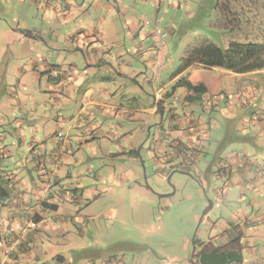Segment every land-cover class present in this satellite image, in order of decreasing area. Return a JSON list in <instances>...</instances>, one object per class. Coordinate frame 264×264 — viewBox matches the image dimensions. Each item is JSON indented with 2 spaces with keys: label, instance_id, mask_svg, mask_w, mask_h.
I'll use <instances>...</instances> for the list:
<instances>
[{
  "label": "rangeland",
  "instance_id": "obj_1",
  "mask_svg": "<svg viewBox=\"0 0 264 264\" xmlns=\"http://www.w3.org/2000/svg\"><path fill=\"white\" fill-rule=\"evenodd\" d=\"M69 1L71 5L68 8L64 3L59 8L56 0L47 3L43 0H0V95H4L6 101L27 80L26 91L20 93L46 101L49 95L45 86L47 75L45 71L40 73L45 61L66 70L73 65L77 76L80 74L83 81L94 84L95 88L97 83L106 82L104 86L113 93L115 104L134 111H130L128 120L117 121L112 118L103 122L106 136L104 138L102 135L100 140L86 137V123L81 114H97V110L83 109L85 105L81 96L71 95L69 104L61 107L54 105L55 110L52 112L50 103L47 107L44 103L39 105L41 112L47 109L52 115H65L69 122L73 121L76 125L79 120L84 124L80 130L73 128L69 132L67 126L62 130L63 137L71 134L78 162H70V166H65L59 176L67 180L69 173L76 181L80 179L86 189H94L100 195L98 199L101 201L93 211H101L106 216L91 222L92 226L86 235L90 243L98 244L92 245V251L86 254L101 255L99 263L105 256L112 255L117 264H170V261L190 264L198 242L208 241L214 234L210 220L222 222L239 208L250 212L260 207L264 209V196L248 194L243 198L237 190H226L231 184L229 176L222 174L220 178L209 173V161L214 160V157L210 155L208 147L216 151L215 143L219 134H222V141L225 139V118L220 113L204 110L201 103L190 107L184 100L186 89L178 85L186 74L176 78L175 74L189 48L202 42L228 48L232 40L242 43L254 41L252 37L255 33L250 31L256 27L253 13L243 19H248L247 23L238 26V20L234 17L244 14L238 3L206 0L200 10L195 4L197 0H188L176 9L165 4L159 17L153 1L150 3L148 0V8L141 0H130L136 10L146 12L144 14L150 12L152 20H149V25L153 27L158 25L156 20L160 18L168 20L158 26L163 28L170 25L171 17L177 14L173 29L167 31L166 35L167 58L161 61L149 51L133 53L132 45L126 39L129 53L115 59L112 64L117 72L106 75L111 80H103V75L97 77L87 73V63L79 45L80 30L100 28V24L88 18L85 12H92L96 7H89L90 3L87 1L84 4V0ZM110 4L113 6L114 2ZM103 5L101 10L107 14L105 8L109 4L103 1ZM50 6H57L61 13L53 11ZM249 9H252L251 6ZM189 11H193L192 16L188 14ZM216 11L225 17L223 31L217 24L220 19L216 17ZM110 17L101 30L111 33L114 29L120 30L116 19ZM143 25L140 24L138 31L141 36L135 34L136 44L142 45L144 49L151 45L149 50H155L152 38L147 43L142 39L146 34L141 31ZM239 27L241 30H237ZM171 30L173 34L169 33ZM97 36L92 40L100 43ZM32 70L40 76L38 82H41V86L38 89L32 81ZM213 74L219 75V72ZM54 82L52 80L51 84ZM5 84L12 86L8 88L7 94ZM99 116L97 114L95 118ZM187 116L193 117L200 131L195 138H190L192 142L189 144L184 141L185 145H190L189 150L184 151L181 142L185 137L176 127ZM217 123L222 125L221 128ZM118 125L127 133H120L113 139L110 131L116 130ZM234 133L241 136L238 126ZM82 134L88 141L77 140ZM85 143L88 147L84 146ZM237 145L242 146L240 143ZM207 152L210 154L207 155ZM25 153L15 151L13 160L17 162L12 163L19 165L25 161ZM182 153L188 155L186 160L189 162H175L179 158L184 161ZM181 163L188 165L190 170L181 169ZM28 168L36 173L34 163H29ZM29 174L27 169L21 173L25 179ZM252 200H256L257 204H253ZM80 205L78 210L83 208ZM115 207L117 215L109 217L107 213ZM75 208L74 204L69 205L67 212L76 213ZM256 247L257 256H263L264 241H259ZM80 254L77 253V256ZM252 258V261L256 260L254 254Z\"/></svg>",
  "mask_w": 264,
  "mask_h": 264
},
{
  "label": "crops",
  "instance_id": "obj_2",
  "mask_svg": "<svg viewBox=\"0 0 264 264\" xmlns=\"http://www.w3.org/2000/svg\"><path fill=\"white\" fill-rule=\"evenodd\" d=\"M43 1L47 3L50 0ZM87 1L90 3L89 7H96L92 12L85 10L88 18L100 24V28L80 30L79 45L87 63L85 68L87 73L90 72L97 77L103 75V80H111L106 75L117 72L112 63L119 56L129 53L126 39L132 45L133 53L149 51L161 61L167 58L166 35H168L167 31L173 29L172 24L177 14L171 17L170 25L167 24L163 28L158 26L168 20L160 18L156 20L158 25L153 27L149 25V20H152L150 12L144 14L146 12L136 10L130 0H84V4ZM103 1L109 4L105 8L107 14H103L101 10L104 7ZM111 1L114 2L113 6L110 4ZM141 1L149 8L148 0ZM151 1L154 2L156 14L160 17V10L165 4L176 9L188 0H150V3ZM223 1L225 4L238 3L242 6L241 12L244 14L234 17L238 20V26L247 23L248 19H243L253 13L256 27L250 31L255 33L252 37L254 41L246 40V42L264 41V0ZM56 2L59 8L63 7V3L67 8L71 5L69 0H56ZM204 2L206 0L196 1L198 10ZM250 6L252 9H249ZM50 8L61 13L57 6ZM216 12V17L220 19L217 24L223 31L225 17L219 11ZM188 14L192 16L193 11H189ZM110 15L120 26V30L114 29L112 33L105 29L101 30L107 18H111ZM142 23L144 25L141 31L146 33L142 39L147 43L152 38L154 43L152 47L155 46V50H149L151 45L144 49L142 45L136 44L135 34L139 35L138 31ZM237 30H241V27ZM172 32L171 30L169 33L173 34ZM96 34L100 43L92 40ZM41 70L40 73L45 71L44 74L47 75L45 86L49 90V95L46 101L43 98L41 101L20 93L22 90L26 91L27 80L20 84L16 93L10 89L9 91L14 94L7 97L6 101L4 95H0V192L2 191L0 193V264H117V260L112 255L105 256L104 262L99 263L101 255L86 254L92 251V245L98 244L90 243L86 235L92 226L91 222L106 216L101 211L99 213L93 211L101 201L98 199L100 195L94 189H86L80 179L76 181L69 173L67 180L59 176L65 166H70V162L78 161L76 149L70 139L71 134L63 138H58V135L63 133L62 130L66 126L71 132L73 128L83 129L84 124L82 125L79 120L76 125L73 121L69 122L65 115L55 116L51 112L55 110L54 105L61 107L69 104L71 95L81 96L85 105L83 109L95 108L97 114H100L99 118H95L97 114L82 112L81 116H84L86 123V137L100 140L99 137L106 136L103 122L112 118L117 121L128 120L130 118L128 114L130 111L133 113L134 110L117 106L112 97L113 93L104 86L106 82L97 83L98 86L95 88L94 84L89 85L83 81L80 74L77 76L75 73L73 65L66 70L62 66L45 61ZM217 71L219 75L215 93L206 95L200 102L204 105V110L220 113L226 121L225 139L222 141V134H219V139L215 143L216 151L208 147L211 154L206 153L214 157V160L209 161L211 164L209 173L220 178L222 174L229 176L231 184L226 190H237L243 198L248 194L264 196V70L247 74H234L223 69ZM32 74V81L38 89V86H41V82H38L39 73L32 70ZM52 80H55L53 85ZM5 85V94H7L8 88L12 86ZM42 103L46 107L50 103L51 112L47 109L41 112L39 105ZM189 106L194 107L196 103ZM217 124L221 128L222 125ZM237 126L241 130V136L245 137L234 133ZM176 128L185 137L182 138L181 144L184 146V151H188L190 145H185L184 141H187V144L192 142L190 138H195L200 128L190 116L184 121L181 120ZM123 129L120 125L116 126V130L110 131L111 138L115 139L120 133H127ZM86 137L82 134L77 140L88 141ZM238 143L242 146H238ZM84 146L88 147L86 143ZM15 151H26V160L21 161L19 165L12 163L17 162L13 160ZM181 156L184 161L179 158L175 162H189L186 160L188 155L182 153ZM29 163H34L35 174L28 168ZM184 164L181 163L180 168L190 170L188 165ZM22 168L30 173L26 179L21 175L24 172V170L20 171ZM49 179L53 183L54 190L47 195L44 189ZM252 203L257 204L256 200H252ZM73 204L76 208L81 204L80 207L83 208L79 207V210L75 208L78 211L76 213L67 212L69 205ZM262 208L251 212L239 208L231 212L222 222L210 220L214 234L208 241L198 242L197 249L192 255L193 260L189 263L264 264V255L257 256L256 249L257 243L264 241V209ZM107 215L116 216V207L111 208ZM75 240L80 241L77 243ZM77 253L82 254L77 256ZM252 254L256 257L254 261ZM170 264H175V261H170Z\"/></svg>",
  "mask_w": 264,
  "mask_h": 264
},
{
  "label": "trees",
  "instance_id": "obj_3",
  "mask_svg": "<svg viewBox=\"0 0 264 264\" xmlns=\"http://www.w3.org/2000/svg\"><path fill=\"white\" fill-rule=\"evenodd\" d=\"M217 69L234 74L264 70V41L232 40L226 49L206 41L189 48L175 74V78L186 74L178 85L186 89L184 100L188 104L200 103L206 95L215 93L218 75L213 72Z\"/></svg>",
  "mask_w": 264,
  "mask_h": 264
},
{
  "label": "built area",
  "instance_id": "obj_4",
  "mask_svg": "<svg viewBox=\"0 0 264 264\" xmlns=\"http://www.w3.org/2000/svg\"><path fill=\"white\" fill-rule=\"evenodd\" d=\"M58 136H59V138H63V134L62 133H59ZM53 190H54L53 183L50 182V179H49L48 184L46 185V187L44 189V192H45V194L48 195L50 193V191H53Z\"/></svg>",
  "mask_w": 264,
  "mask_h": 264
}]
</instances>
